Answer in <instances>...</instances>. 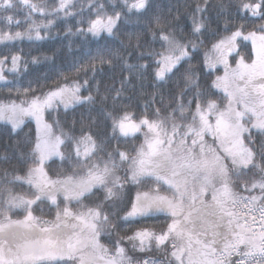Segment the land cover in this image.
Wrapping results in <instances>:
<instances>
[{"label":"trees","instance_id":"trees-1","mask_svg":"<svg viewBox=\"0 0 264 264\" xmlns=\"http://www.w3.org/2000/svg\"><path fill=\"white\" fill-rule=\"evenodd\" d=\"M263 74L264 0H0V264H219L220 174L225 264L261 251L237 204L264 206ZM221 116L251 151L225 171L205 129ZM50 231L64 251L39 254Z\"/></svg>","mask_w":264,"mask_h":264},{"label":"rangeland","instance_id":"rangeland-1","mask_svg":"<svg viewBox=\"0 0 264 264\" xmlns=\"http://www.w3.org/2000/svg\"><path fill=\"white\" fill-rule=\"evenodd\" d=\"M232 45V44H230ZM258 82L260 84V92L254 96L255 97V107L256 112L259 114L264 113V74L258 79ZM205 129L208 133H210L212 136L216 137L217 143L219 146V152H222V155H219V153L214 154V161L216 159L222 160V164L220 165L219 171H225L227 169V166L225 165V157H228V160L233 165L238 164H246L247 161L250 159L251 151L250 149L246 148L243 145V142L241 141L237 130L230 124L224 117H218L216 121L213 123L206 122L205 123ZM135 132V129H126L125 133L127 134H133ZM46 154H49L50 156L54 154L53 149L47 148L45 150ZM151 156V150L148 154V159ZM225 173V172H224ZM217 178H220L222 181L221 185L218 186V191H216L217 197L220 194L221 188L225 187L227 189V179L225 177V174H223V179L221 177V174L217 176ZM220 189V191H219ZM226 195V191L222 192ZM227 199V197H226ZM253 199L255 200L254 204L258 206V196L255 195L254 197H245L240 199V203L237 206L238 209H241V207H245L246 209H250L253 212V223L255 225H258L260 223H264V210H260L258 207L255 208L253 205ZM139 208L144 211L148 212L153 210L154 208H163L168 209L169 206L165 203V200L155 199V198H149V197H143L139 203ZM218 206V204H216ZM264 209V208H261ZM228 214L231 213L230 210L227 211ZM264 229V227H263ZM52 231L46 234H36L35 238L31 242V247L35 249L37 252L42 253L43 245H50L51 250L53 253H58L64 251V246L62 241L57 237L55 238L52 234ZM166 237V235L157 236L156 239H154L157 242H161L160 239ZM139 239L141 240H147L148 246L150 245V240L152 239L151 235L139 234ZM38 254V253H35ZM104 260V259H103ZM260 264H264V246H263V252L258 258Z\"/></svg>","mask_w":264,"mask_h":264},{"label":"flooded vegetation","instance_id":"flooded-vegetation-1","mask_svg":"<svg viewBox=\"0 0 264 264\" xmlns=\"http://www.w3.org/2000/svg\"><path fill=\"white\" fill-rule=\"evenodd\" d=\"M225 188L222 190L224 191ZM220 204L218 207H210L212 210V216L210 215L209 221L207 224H205L208 227H215L218 226V228H221L220 235L218 236L219 238L216 239L215 237L213 238V243H207L208 249L212 253L214 258H218L219 264H225V256H226V249L229 247L228 242L231 244L232 241H237L238 238L233 236L231 232H229L228 228L230 227V224L232 225L230 229L236 227V221L234 218L237 216V212H231L230 214L227 213L229 207L226 205V196L224 193L221 194L220 198ZM157 210V209H156ZM155 210V211H156ZM210 210V211H211ZM157 212L161 213L162 210H158ZM235 214V215H234ZM245 216H249L248 214L243 213ZM213 217V219H211ZM251 225H253V221L250 222ZM214 233V232H213ZM161 246H158L160 248ZM44 249L46 251L51 249L50 245H45ZM218 252V255H217ZM258 253V252H257ZM257 253L253 252L249 256L245 257L248 258V260H254L257 259ZM242 258H240L241 260ZM250 262V261H249ZM249 262H240L239 264H250Z\"/></svg>","mask_w":264,"mask_h":264},{"label":"water","instance_id":"water-1","mask_svg":"<svg viewBox=\"0 0 264 264\" xmlns=\"http://www.w3.org/2000/svg\"><path fill=\"white\" fill-rule=\"evenodd\" d=\"M2 122V116H1V114H0V123Z\"/></svg>","mask_w":264,"mask_h":264}]
</instances>
